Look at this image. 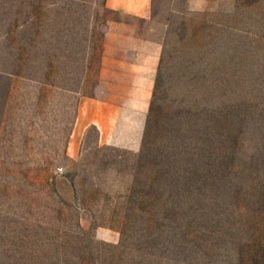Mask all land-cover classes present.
Masks as SVG:
<instances>
[{
	"label": "rangeland",
	"instance_id": "374dc122",
	"mask_svg": "<svg viewBox=\"0 0 264 264\" xmlns=\"http://www.w3.org/2000/svg\"><path fill=\"white\" fill-rule=\"evenodd\" d=\"M134 48L144 114L72 138ZM0 264H264V0H0Z\"/></svg>",
	"mask_w": 264,
	"mask_h": 264
},
{
	"label": "crops",
	"instance_id": "0c3cea01",
	"mask_svg": "<svg viewBox=\"0 0 264 264\" xmlns=\"http://www.w3.org/2000/svg\"><path fill=\"white\" fill-rule=\"evenodd\" d=\"M151 1L152 0H105V4L109 9L120 11L134 17L146 18L150 14ZM119 34L123 33L121 32ZM110 48L111 47L106 44L104 51L108 53ZM134 51H137L136 54ZM149 56H151L150 53ZM110 69H112L113 75L117 76L122 74L126 77L136 78L135 85H137V87L134 88V93L124 95L121 92L122 95L116 96L118 101H109L107 97H88L81 100L78 105L77 116L72 130V138L81 131H84L88 126L93 125L98 131L99 140L109 141L112 139V132L121 118L122 109L124 107H131L133 110L140 111L142 115L144 114L147 105L146 101L150 97L153 77V65L151 63L149 65V59H146L145 54H141L136 48L133 49L132 60L114 56L110 58L109 54H104L100 75H106ZM146 84H148V86H146ZM146 87H148V89ZM125 99H131L134 102L125 105L121 102Z\"/></svg>",
	"mask_w": 264,
	"mask_h": 264
}]
</instances>
